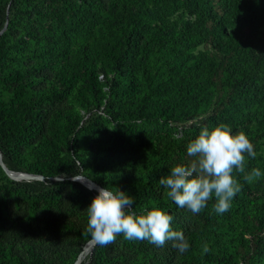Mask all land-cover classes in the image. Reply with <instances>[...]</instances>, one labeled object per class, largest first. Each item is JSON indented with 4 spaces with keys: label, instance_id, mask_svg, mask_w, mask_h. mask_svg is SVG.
<instances>
[{
    "label": "trees",
    "instance_id": "1",
    "mask_svg": "<svg viewBox=\"0 0 264 264\" xmlns=\"http://www.w3.org/2000/svg\"><path fill=\"white\" fill-rule=\"evenodd\" d=\"M5 2L11 14L0 17V85L10 98L0 93V150L9 169L44 179L14 180L0 164V264L75 263L93 239L76 213L98 194L73 179L78 175L126 192L137 212L153 204L165 211L159 179L182 152L173 131L219 113L254 145L246 172L259 168L262 175L249 183L234 172L241 190L224 214L216 213L215 197L198 214L180 208L206 226L233 223L235 234L232 253L203 252L204 237L194 230L186 254L195 264H239L241 245L248 263H258L261 239L253 252L244 240L250 226L263 224L264 74L253 71L256 59L246 47L264 0H0V6ZM167 8L188 19L169 22ZM205 43L214 50L208 56L196 52ZM42 80L48 88L35 89ZM67 101L73 105L58 108ZM83 137L87 154L80 151ZM138 159L134 179L128 166ZM171 227L179 230L178 222ZM151 245L121 234L108 246L96 242L81 264H164L150 257Z\"/></svg>",
    "mask_w": 264,
    "mask_h": 264
},
{
    "label": "clouds",
    "instance_id": "2",
    "mask_svg": "<svg viewBox=\"0 0 264 264\" xmlns=\"http://www.w3.org/2000/svg\"><path fill=\"white\" fill-rule=\"evenodd\" d=\"M187 155L191 162L172 166L168 174L160 177L159 184L171 201L193 214L204 209L213 197L216 213L229 211L232 199L241 190L234 172L243 174L249 183L262 175L259 168L246 172V155H257L247 134L243 130L233 133L225 123L202 127L188 143ZM94 190L98 194L86 208V230L101 246L113 244L122 234L125 240H147L157 247L171 241L179 254L189 250L184 232L172 229L173 217L163 209L153 204L151 209L145 206L137 212L134 200L126 192L99 186H94Z\"/></svg>",
    "mask_w": 264,
    "mask_h": 264
},
{
    "label": "rangeland",
    "instance_id": "3",
    "mask_svg": "<svg viewBox=\"0 0 264 264\" xmlns=\"http://www.w3.org/2000/svg\"><path fill=\"white\" fill-rule=\"evenodd\" d=\"M164 15L167 17V20L169 22H173L176 20L184 21L188 19L187 15L182 14L181 10H176L173 8H167L163 11ZM11 14V3H3L0 6V17L8 19ZM249 34V44L246 47L247 53L250 57L256 59L255 65H254V72H258L259 74H264V13L260 19H258L254 24L253 27L248 30ZM213 49L209 43L202 44L198 47L196 52H198L201 55L208 56L211 53H213ZM253 60V59H252ZM40 75V74H39ZM43 75V74H41ZM41 78V76H40ZM50 81V78H49ZM49 85V82L42 80L40 82L36 83L35 89H47ZM0 93L3 99L8 100L10 98V91L3 88L0 85ZM73 105L72 101L64 102L61 106H58L59 109L61 108H68ZM91 113H85L86 117H89ZM193 123L201 124L202 127L208 126L209 128L218 126L221 122V116L219 115H212L209 117V114H205L202 116L197 117L194 120L189 121L187 124L179 125L177 130L173 131L172 137L170 139H173L175 141V144L173 145L177 150H182L180 154H177L174 157L173 162L168 166V169L170 171L171 167L178 163L184 162L185 158H190V162L192 160L191 157L187 155V145L188 143L194 139L196 136H198L200 129H189V126ZM188 130V132H185V130ZM88 139L86 137H83L81 139V146L80 151H84V153H88V150L86 148V143ZM78 147V146H77ZM140 151V150H138ZM134 152V151H133ZM131 154H129L130 157ZM141 159H138L136 162L133 161V166H128L131 174L129 175L131 178L134 179H140L139 176V168H142ZM134 167L133 169H131ZM26 169V168H24ZM136 170V171H135ZM22 172H26L25 170H22ZM31 173V172H26ZM34 174V173H31ZM128 176V175H127ZM44 179V177H43ZM54 179H62L61 177H55ZM24 180H31V179H23L18 181H24ZM125 181H128L127 177H124V180H122V184L126 185L127 183ZM158 185H160L158 183ZM159 196L164 197L161 201H165L166 203V210L165 212L173 217L174 220L178 222L179 231H183L187 240L190 237V234L192 231H197L199 235L203 236V243H202V251L208 252L209 250L213 251H220L225 249L227 253H232V249L235 247V243L233 240V237L235 234L233 233V223L224 222L221 220L211 222L208 224V226L205 225V223L198 218V220L195 219V217L190 212H182L179 207H175L173 204L170 203L169 200H166L168 197L166 196V190L165 188L160 185L159 186ZM88 204L86 207L82 206L76 213V216L79 218L80 221H83V227L87 228V212L86 208L89 206ZM28 212H30L29 207L26 205ZM84 207V208H83ZM12 209L15 210L16 207L12 206ZM262 217V229H256L253 226H250V230L245 234V240L246 243L251 246L249 249L253 252L254 248L257 246L258 239H261L260 245L264 246V215ZM80 226V225H79ZM87 243H84L79 249H81V252L83 251L85 245ZM152 248L155 249V251L150 254V257L154 258L156 261L164 260V264H195V261L193 258L187 254L186 252L184 254H179L176 249L172 247V242L168 241L163 247H157L154 244L151 245ZM258 247V246H257ZM208 249L205 251V249ZM240 254L236 256V260L239 261V264H249L247 259V253L245 251V248H241V245L239 246ZM238 249V251H239ZM151 250V248H149ZM80 252V253H81ZM92 252V247L86 251L85 256H89ZM79 253V255H80ZM78 255V256H79ZM78 258V257H77ZM258 263L256 264H264V255H261V252L258 253ZM77 260V259H76Z\"/></svg>",
    "mask_w": 264,
    "mask_h": 264
},
{
    "label": "water",
    "instance_id": "4",
    "mask_svg": "<svg viewBox=\"0 0 264 264\" xmlns=\"http://www.w3.org/2000/svg\"><path fill=\"white\" fill-rule=\"evenodd\" d=\"M0 164L3 166V168L5 169V171L7 172V174L9 175L10 178L14 179V180H23V179H43L42 175L39 174H31V173H26V172H22V171H14L11 170L7 167V165L5 164L4 161V154L3 152L0 150ZM84 176L83 175H78L73 177V179L80 181L81 183H83L84 185H86L87 187H89L90 189H93L92 187H90L89 185H87L85 182L82 181V178ZM93 185L95 186H99V187H103L100 184H98L95 181H92ZM94 190V189H93ZM97 241L94 239H91L87 242V244L85 245L83 251L80 253V255L78 256L77 260L75 261L74 264L79 263L84 251L86 250V248H88L89 246L92 247Z\"/></svg>",
    "mask_w": 264,
    "mask_h": 264
},
{
    "label": "bare ground",
    "instance_id": "5",
    "mask_svg": "<svg viewBox=\"0 0 264 264\" xmlns=\"http://www.w3.org/2000/svg\"><path fill=\"white\" fill-rule=\"evenodd\" d=\"M83 176H84V177L82 178V181L85 182L87 185H89L90 187H92V188L94 189V186H95V185H93V183H92L93 180H92L91 178L85 176V175H83ZM90 248H91L90 246H89L88 248H86V250L84 251V253H83V255H82V257H81L79 263H77V264H81V260H82V258L85 256L86 251H88Z\"/></svg>",
    "mask_w": 264,
    "mask_h": 264
}]
</instances>
